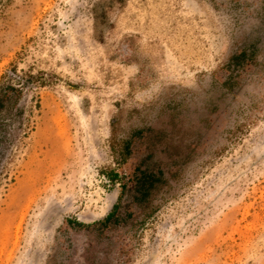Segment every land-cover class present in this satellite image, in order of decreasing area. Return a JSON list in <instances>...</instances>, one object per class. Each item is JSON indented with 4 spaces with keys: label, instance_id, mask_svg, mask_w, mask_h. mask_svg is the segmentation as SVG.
Returning <instances> with one entry per match:
<instances>
[{
    "label": "rangeland",
    "instance_id": "obj_1",
    "mask_svg": "<svg viewBox=\"0 0 264 264\" xmlns=\"http://www.w3.org/2000/svg\"><path fill=\"white\" fill-rule=\"evenodd\" d=\"M2 87L0 264H264V0H0Z\"/></svg>",
    "mask_w": 264,
    "mask_h": 264
},
{
    "label": "trees",
    "instance_id": "obj_2",
    "mask_svg": "<svg viewBox=\"0 0 264 264\" xmlns=\"http://www.w3.org/2000/svg\"><path fill=\"white\" fill-rule=\"evenodd\" d=\"M10 87H2L0 89V107L4 105V102L9 97ZM4 137L0 135V143L3 141ZM111 179H115L117 176V173L110 175ZM158 181V177L155 173L148 172V171H142L139 176H137L136 179V185L138 186V189L141 191V195L143 200L148 199L149 195L152 192V189L156 186V183ZM116 207L112 212H110L107 216V219L111 218L114 215ZM83 224V223H81Z\"/></svg>",
    "mask_w": 264,
    "mask_h": 264
}]
</instances>
